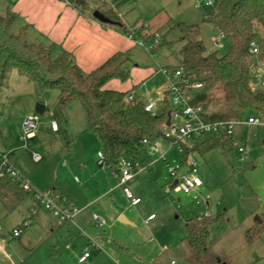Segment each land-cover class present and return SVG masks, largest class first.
<instances>
[{
	"label": "rangeland",
	"instance_id": "1",
	"mask_svg": "<svg viewBox=\"0 0 264 264\" xmlns=\"http://www.w3.org/2000/svg\"><path fill=\"white\" fill-rule=\"evenodd\" d=\"M88 1L91 2V0ZM106 1L123 16L127 27L137 32L140 31L142 35H154V38L158 35L160 41L159 44H155L154 39H151L142 45H134L129 52L132 61L129 65L130 77L128 81L125 83L119 80H115V83L112 81L111 90L113 87L125 89L128 82H130V85L133 84L140 77L141 72L148 70L152 72V78L144 81L146 84L143 88L144 92L151 94L153 89H159L166 84L162 69H175L181 65L180 51L183 43L179 40L180 32L174 27L176 24L199 25L201 27V39L209 52L216 51L219 55H224L229 51L230 44L225 39L221 41L222 48L215 49L213 39L219 37V31L211 23L204 21L206 11L213 15L220 0H212L215 3L214 7H206L205 0ZM25 4L24 0L20 2L18 0H0L1 15H7L8 13L18 15L15 27L12 29V33L15 35L19 34L18 26L27 22L20 13H17V11L27 7ZM96 10L100 11L97 8ZM134 38L137 39L136 36ZM261 60L256 59L254 64L256 65V79L253 82L255 89H264V56ZM126 91L124 90V92ZM224 94L222 89L212 91V97L215 101L221 102L224 99ZM57 99V91H46L39 99L36 96L33 83L14 72L8 88L0 95V143L2 142L1 134L10 141L13 140L15 135L18 134L20 123L26 113L36 116V105L39 103L44 104L47 110L43 116H38L40 126L38 143L42 149L38 150L39 152L32 150L31 144L27 142L29 144L28 152L15 153L11 157L24 167L26 176L29 177L30 175L31 178L44 184L55 181L54 176L56 174L62 177L67 170L74 167L71 178L74 182V177H76L81 181L82 186L87 184L88 176L84 173L83 165L87 166L85 162L93 157L95 158V156L97 157L98 151L101 152L102 149L100 147L94 154V152L88 150L87 141H83L86 148L81 149L79 152L78 159L80 163L77 167L72 165L74 161L72 155L62 153L61 135H53L51 132V125L53 121H56L54 107ZM71 106L70 117L74 125L79 126L82 116L83 119L85 118V112L78 103ZM161 108L162 105L158 104L155 113L160 112ZM216 109L218 107L210 110L214 111ZM247 119L234 127V141L236 144L234 156L239 157L238 148L243 146L250 152L248 161L257 162L258 164L262 158L260 146L263 144L264 139L258 140L256 132L261 130L264 134V129L256 126H251L248 129L244 124ZM259 121L262 120L259 119ZM58 123L62 124L61 121ZM160 142L163 143V140H160ZM21 144L24 145V143ZM75 144L74 150L77 148ZM252 150L255 152L251 153ZM33 151L41 156L42 159L39 162L33 160ZM162 151L165 152L166 149L163 148ZM157 158L158 154H155V151L149 148L147 155L136 161L141 168H145L138 172V174H141V179L139 178L138 182L143 185L142 188L145 191V195L142 196V204L143 206H149L152 211L160 210L161 212H156L158 220L163 219L166 225L165 229L169 232L173 233V230H176L177 238L174 245L171 244L166 248V252H164L162 246H157L156 242L148 239L140 247H132V254L144 259L149 258L151 261L158 258L160 262L161 258L165 264H171L172 262L174 264H190L188 261V258H190L189 248L184 241L187 234V221L203 216L216 217L224 214V218L211 231L209 247L212 257H221L227 264H264V232L253 239L248 234L250 229L256 227L263 211L254 195L257 186H251L252 183L249 182V178L243 173L245 163L236 160L235 167H233L220 148L213 149L203 155L199 153L190 155L189 159L198 162L200 167L197 176L204 182L200 196L196 199V194L187 195L172 189L175 180L170 176L169 167L181 164L183 153L175 147L169 151L167 161L161 159L155 166H152L151 161ZM64 163L66 164L65 168L62 166ZM97 171L101 172V169L97 168ZM98 176V178H101V175ZM64 177L65 175L62 178ZM262 178V174L259 173L252 181L256 184V181L262 180ZM28 181L30 182V179ZM75 184L78 187L80 186L76 182ZM39 191L45 192L46 190ZM32 198L28 194L27 198L11 214L0 208L1 229L4 234V238L0 239V245L3 247V251L0 250V262L4 258L15 257L13 247H16L19 253H24L25 250L20 242L31 229L27 227L28 229L24 231L20 239H11L10 234L12 235L14 229L21 228L26 219L32 221Z\"/></svg>",
	"mask_w": 264,
	"mask_h": 264
},
{
	"label": "trees",
	"instance_id": "2",
	"mask_svg": "<svg viewBox=\"0 0 264 264\" xmlns=\"http://www.w3.org/2000/svg\"><path fill=\"white\" fill-rule=\"evenodd\" d=\"M67 1L81 13L99 4L97 9L125 35L132 34L144 43L154 39V35H142L127 27L120 13L108 7L105 0ZM215 10L213 15L206 11L204 21L224 34L230 44L229 51L224 55L209 52L201 39L199 25L176 24L174 27L180 32L179 40L183 43L182 58L181 65L171 70L181 69L184 78L203 84V89L194 93L191 104L203 108L205 121L241 122L255 116L264 122V89L253 87L255 61H262L264 56V0H220ZM16 20L14 13L0 14V95L8 88L14 72L33 83L39 99L46 91H57L54 115L66 150H70L74 142L68 130L67 110L75 103L85 112L88 131L100 141L105 165L119 176L123 159L136 162L147 155L149 147L144 140L152 143L163 139L164 124L175 111L169 96L164 99L161 111L153 115L146 112L142 101H129L128 92L106 88L114 80L128 81L132 61L129 53H116L99 68L85 74L71 53L57 52V45L30 43L27 27L13 34ZM252 43L258 46V57L251 53ZM215 89L225 93L221 102L212 97ZM189 145L184 146L182 152L183 166L190 155H203L216 148L222 149L233 167L236 160L240 161L234 156V136L204 134L195 137ZM27 195L11 177L0 181V207L7 213L15 211ZM223 218L224 214L209 215L187 221L184 241L189 248L190 264H227L221 257H212L209 247L211 231ZM263 232L264 215L248 234L253 239Z\"/></svg>",
	"mask_w": 264,
	"mask_h": 264
},
{
	"label": "crops",
	"instance_id": "3",
	"mask_svg": "<svg viewBox=\"0 0 264 264\" xmlns=\"http://www.w3.org/2000/svg\"><path fill=\"white\" fill-rule=\"evenodd\" d=\"M18 1L20 2L21 0ZM24 1L27 7L22 10L20 8L21 11H17V13H20L27 22L18 26L19 32L22 28L27 27L26 36L30 43L46 46L55 44L58 47V53L62 51L71 53L75 57L77 65L85 74L91 73L99 68L116 53H129L134 45H139L136 38H130L129 35H125L115 25L103 24L96 20L93 16V12L96 11L97 5H91L89 10L81 13L78 9L69 4L67 0ZM107 5L113 8L108 2ZM120 16L124 22L123 16L121 14ZM15 24L13 27H15ZM150 78H152V72H149V70L141 72L140 77L137 78L133 84L130 85V82L126 84L127 89H116L113 87L112 90L121 92L127 90L126 92H128L131 88L128 92L129 96L132 95L135 100L142 101L144 104L153 102L155 110H157L158 104L163 106L160 95L168 88L169 82L165 76L166 84L159 89H153L150 94L146 91L144 92L143 89L146 86L144 81ZM111 84L112 82H110L106 88L108 87V89H110V87H112ZM71 107L72 106L67 110L69 121L68 130L74 142L71 149L66 150L62 141V153L65 152L72 155L74 160L72 165L77 167L78 163H80L78 159L79 152L81 149L86 148V146L83 145V141H87L89 145L88 150L94 152V154L100 147L102 149V146L98 138L88 131L86 115L84 119L82 116L79 126L74 125L70 117ZM29 116L32 115L26 113L24 119L20 123L18 134L15 135L13 140L10 141V139L1 134L2 142L0 143V153H4L8 156L11 165L19 171L25 179H30V184L35 190H51L59 198L58 203L61 206L76 207L82 211L75 217L73 222L62 223L46 210H38V212L33 215L30 226L28 227L31 230L20 242L22 248L25 250L24 253H19L16 247H13L12 250L15 257L4 258L1 260L0 264H157V262H159L158 258H154L151 261L149 258L144 259L132 254V247H140L143 242L145 243V241L149 239L152 242H156L158 244L157 246H162L164 252H166L168 246L171 244L174 245L177 233L176 230H173V233L169 232L165 229L166 225L163 219L160 218L158 220L156 212H161L160 210L152 211L149 206H143L142 204V196L145 195V191L142 188L143 185L138 182L141 179V174H138V172L145 168H141L133 180L128 183V187L133 191L134 195L141 199V203L137 206H132L130 204L124 192L119 187V175L115 174L107 165L100 164V151H98L97 157L95 156V158L88 159V162L84 161L87 164V166L83 165L84 173L88 176L87 184L82 186L81 181L76 177H74V182L71 178L74 167L64 173V178H62L64 175L59 177V175L56 174L54 176L55 181L48 184L33 179L30 175L28 177L25 174L24 167L13 160L14 158L11 157V155L28 152L29 144H27V142L31 144L32 150L39 152L38 150L42 149L38 143V131L40 126H38L35 137L26 141L22 138L23 122ZM246 126L248 129L251 127L248 125ZM256 127L264 129L263 126ZM51 132L53 135H61L60 128L58 131H55L52 129V125ZM256 133L258 140L261 138L264 139V134L261 130H258ZM21 143H24V145ZM74 144L77 146L75 150ZM163 148L166 149L165 152L162 151ZM172 149L173 148L169 149L164 142L160 143L158 150L152 149L155 151V154H158V158L151 161V165L155 166L159 160L161 161V159H159L160 154H164V160L167 161V155ZM73 150L76 152L74 153ZM260 150L262 152V158L258 166L257 162L248 161L250 152L247 149V160L243 161V163H245L243 173L249 178V182L252 183L251 186H257L254 195L264 215V141L260 146ZM35 151L32 152L33 156L34 154H38L35 153ZM254 152L253 150L251 151V153ZM62 166L65 168L66 164L64 163ZM199 167L197 162V174L199 172ZM97 168L101 169V172H98ZM186 170L187 167L184 166L182 171ZM92 172L94 173L90 176ZM259 173L262 174L263 178L262 180L256 181L257 183L255 184L252 180ZM98 175H101V178H98ZM75 182L80 184V186H76ZM203 187L204 184L201 188ZM201 188L196 194L197 198L200 196ZM172 189H174L173 185ZM32 201V208H34L36 207V202L33 198ZM94 214L101 216L106 221V225L97 227L93 221ZM151 215H156L155 219L146 224L145 221ZM28 228L23 230L22 235ZM22 235L17 239L22 238ZM10 236L11 239H15L12 238L11 234ZM3 238L4 234L2 231L0 239L2 240ZM0 250L3 251L1 245ZM85 252H88L90 256L85 262H80ZM158 264L165 263L160 258ZM171 264H174V262Z\"/></svg>",
	"mask_w": 264,
	"mask_h": 264
},
{
	"label": "built area",
	"instance_id": "4",
	"mask_svg": "<svg viewBox=\"0 0 264 264\" xmlns=\"http://www.w3.org/2000/svg\"><path fill=\"white\" fill-rule=\"evenodd\" d=\"M205 6L214 7L215 3L212 0H205ZM129 37L134 38V35L131 34ZM224 38V34L219 32V37L213 39L215 49L222 48L221 41ZM136 41L139 45L144 44V42L139 39ZM154 42L155 44L160 43L158 35L154 38ZM251 53L257 57L259 55V49L255 43L251 44ZM162 72L168 79L169 86L161 93L160 97L162 101H164L166 96H169L171 105L175 109L174 113L168 120L170 121V124H164V135L163 139H161L164 143H166L169 149L177 147L181 152H183L184 146H190L189 143L191 140L204 134H226L228 136H234L235 125L243 121L207 122L204 119L203 108L201 106L191 104L194 93L203 89V84L201 82L184 78L181 69L171 70L169 68H165L162 69ZM128 100L134 101L135 99L132 95H130L128 96ZM145 110L153 115L156 114L153 102L145 104ZM244 124L248 126L264 127V122L259 121L256 117H249ZM38 126L39 117L37 115L27 117L22 126L23 140L26 141L35 137ZM52 129L58 131L59 128L57 123H52ZM143 143L151 149L158 150L161 142L160 140H157L151 143L146 139ZM238 152L240 161H246L247 149L243 146H239ZM33 158L35 162H39L41 159L38 154H34ZM99 158L100 164H105V156L103 152L99 153ZM164 158L165 155L160 154L159 159ZM185 166L187 167L186 171H182L184 166L181 164L169 167L170 176L177 181V185L174 189L187 195L197 194L199 189L203 186V181L196 175L197 162L193 159H188ZM140 169L141 166L130 159H123L121 162L119 187L123 190L126 198L132 206L139 205L141 203V199L134 195L133 191L128 187V183L133 180L136 173ZM7 177L14 179L18 183L21 190L33 197L36 202V207H34L32 211L33 215H35L38 210L43 209L51 213L60 222L69 223L73 222L75 217L82 211L76 207L61 206L58 203L59 198L51 190L46 192L35 190L30 182L11 165L8 156L4 153H0V181ZM195 198L197 197L195 196ZM155 217V215H151L145 223L148 224V222L155 219ZM93 221L97 227H103L106 225V221L97 214L93 215ZM30 223V220H25L21 228L13 230L12 238H19L22 235L23 230L30 226ZM1 233L2 229L0 222V235ZM89 256L90 254L85 252L81 257L80 262H85Z\"/></svg>",
	"mask_w": 264,
	"mask_h": 264
},
{
	"label": "water",
	"instance_id": "5",
	"mask_svg": "<svg viewBox=\"0 0 264 264\" xmlns=\"http://www.w3.org/2000/svg\"><path fill=\"white\" fill-rule=\"evenodd\" d=\"M94 18L96 20H98L99 22L103 23V24H110L113 25L114 22L112 20H110L108 17H106L102 12L96 10L93 14ZM46 110V106L44 104H37L36 108H35V114L37 116H43ZM170 124V121L167 122V125ZM177 185V181L174 182L173 187H175Z\"/></svg>",
	"mask_w": 264,
	"mask_h": 264
}]
</instances>
